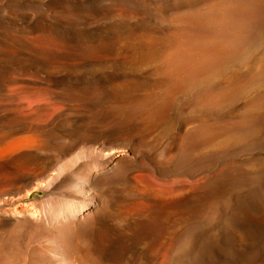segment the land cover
<instances>
[{
	"label": "rangeland",
	"instance_id": "obj_1",
	"mask_svg": "<svg viewBox=\"0 0 264 264\" xmlns=\"http://www.w3.org/2000/svg\"><path fill=\"white\" fill-rule=\"evenodd\" d=\"M63 1L0 0V264H76V248L59 249L57 216L73 218L99 198L97 216L73 223L70 239L83 251L117 250L105 264H153L142 251L150 242L158 264H264V227L253 224L264 211V126L253 121L264 115V0L161 1L169 7L151 12L152 31L142 36L162 56L135 72L155 82L136 87L137 77L110 60L74 51L117 15L86 20L79 13L87 8L62 9ZM239 6L251 21L242 49L187 80L177 67L158 69L199 46L211 58L194 69L220 58L216 35L233 27ZM34 146L40 154L29 153ZM61 166L70 170L44 184ZM147 206L140 219L151 227L127 240L134 221L123 226L124 211ZM236 211L243 218L234 222Z\"/></svg>",
	"mask_w": 264,
	"mask_h": 264
},
{
	"label": "bare ground",
	"instance_id": "obj_2",
	"mask_svg": "<svg viewBox=\"0 0 264 264\" xmlns=\"http://www.w3.org/2000/svg\"><path fill=\"white\" fill-rule=\"evenodd\" d=\"M161 1H165V0H131L130 2H118V3L106 5V6L101 7V8H96V7H93V5H91V4H87V3H90V0H64L63 4H62V9H69L70 10V9L74 8L75 6L87 8L86 10L81 11L79 13L80 17H82L86 20H91V19H94L96 17H107V16L112 15V14L117 15V17L114 18V20L109 24V26L105 30H98L97 29L98 31L106 32L105 34L100 33L97 35H87L84 38V42L79 41V42L74 43V45H73L75 48L74 51H77L79 53V55H82L83 58L89 62H102L103 61V63H104L105 61L110 60L113 65L117 66L118 70L120 69V70H124V71H127L129 73L134 74L137 77V83L133 87L144 86L147 84L154 83L155 82L154 79H149V78L145 77V74H135V72L142 67H150L156 61L157 58H160L162 56V53H163L162 50L157 45H155L151 40L146 39L142 36V35L147 36V35H149V31H152L145 24V22L147 23V20H149V18L151 16V12L162 11V10L164 11L166 8L169 7L166 5V3L159 4ZM169 1H178V0H169ZM179 1H181V0H179ZM235 9H232L229 11V18H231L233 16ZM249 11L250 10L244 11L239 6L237 13L233 17V20H232L233 27H231V28L228 27V30L221 31V35H219V34L216 35L220 38V40L217 42V46H215V47H221V49H222V51L219 53L220 55H222L220 58H215L216 60H213L209 63L206 62L205 64H201L199 68L194 69L195 65H198L203 59L206 58V60H207L210 57L209 56L207 58L206 55L211 54V51H209L208 48H206L204 46H199L193 52H190V50H183V51H178V53H175L173 56L170 54L165 59L164 64L159 66L158 69L163 70V69H165L166 66H173L172 69H175L177 67L178 74H186L187 73V75L185 76L186 80L190 79L191 77H193L195 75L202 74L205 71L214 69V67H217V66H215V63H217L219 59L220 60L218 62V65L226 57H229L230 55L235 54L237 52V50L242 49L244 44L247 42L249 31H246V28H248V26L251 24V21H249L250 19L246 18V16H248L247 12H249ZM73 15H76V14H71L70 17H72ZM134 19H136V20H134ZM205 23L216 24L214 20H212V19L207 20L206 18H205ZM229 23H231V22H229ZM138 31H140V32H138ZM200 31H207V30H200ZM215 31H217V30H215ZM194 37H196V36H194ZM28 40L32 42V39L29 38ZM215 41H216L215 39L212 40V42H215ZM34 45L37 47L38 46L41 47V44H38V43H34ZM231 46H232V48H231ZM41 48L44 51H49V52L57 50V49H53V48H45V47H41ZM263 72L264 71H261L259 74H263ZM200 78H203V77H200ZM243 82H244V78H240L238 81L232 82L230 86L226 87L225 91L235 90ZM260 102H262V101H260ZM254 105L256 107L258 106V104H254ZM253 121L255 123L260 122L261 123L260 127L264 126V115L263 116L260 115L259 117H256ZM255 123H253V124H255ZM76 143H77V141H76ZM74 144H75V140L72 141V145H74ZM37 148H38V146H34L29 151V153L30 154L33 153L34 155L40 154L37 151ZM80 158L78 157V159H80ZM75 159H77V158H75ZM123 161H125V159L120 158L119 162H123ZM105 163L103 164L102 167L100 166L101 167L100 170L107 169V167L104 166ZM61 167L56 173L52 174L51 177L43 183L50 185L53 182H55L56 180H58L64 171L70 170L66 167H62V168ZM103 167H105V168H103ZM87 178H88V176H87ZM148 199L152 200L153 203H157L159 207L162 206V200L161 199H159V200L156 198H148ZM254 199L257 200L258 197H255ZM103 201L104 200H102V198H99L98 201L95 203V205H92V207H90L88 209L86 208L85 211L83 210L82 213L77 214L73 218H71L72 216H70V217H65L64 220H59V217L63 214L62 209H61L62 211L60 210L61 212L59 211L60 212L59 214L57 213L58 216L56 215L58 218V222H60L58 224L59 226L57 227L58 230H56V233L60 238V248L59 249L61 251H63V250L67 251L69 249L71 250L72 248L73 249L76 248L81 253V255L79 257L76 256L77 257V259L75 261L76 264H101V263L105 264L104 258H109V261H110V259L116 260L118 257L117 250H113L111 248L106 249L107 248L106 244H103V243L101 244L102 247L104 248L102 250V252L104 251L103 253L102 252L99 253L98 250L92 251V250L87 248L88 246H86V251H83L76 246L73 247V245H72L73 240L70 239V237H73V235H74L73 230H72V225H74L73 223L82 222L84 220L88 221L93 216H97L95 209L100 205V203H103ZM148 206L145 207V209H141V210L136 209L135 207H132V208H129L128 210L124 211V214L126 215L127 220L125 221V224H123V226H126V224L129 223L128 220L134 221L132 223L133 227L129 230V233L128 232L125 233L127 240L137 239V237H139L140 233H143L144 230L151 227V226L146 227L144 220L140 219V218L144 217L143 215H145V211L148 210V208H150ZM153 208H155V207H153ZM105 211H107V206L103 207L101 209V213H104ZM237 212H239V211L234 212L233 216H232V220L234 222H237L243 218L240 215V213H237ZM49 213H51V211H49ZM151 214L154 215L153 213H151ZM45 215H47V214H45ZM49 215L50 214H48V216ZM41 216L37 217V218L41 219ZM257 216H261L262 220L260 221V218H258V219L254 218L253 224H255L257 227H259L258 229L260 230L262 227H264V211H261L260 214H258ZM53 218H55V217H53ZM57 218H55V222L57 221L56 220ZM27 219L30 221H33V219H30V217H27ZM242 224H248V223L245 222V220H244V222ZM49 229H50V227H49ZM51 229H53V228L51 227ZM251 229H254V226L251 227ZM236 231L237 230H235V229L233 231V229L231 227H229L226 232L232 233L230 238L235 239L237 241L235 243V245L238 246L240 244V241L238 239V236L235 235ZM260 231L264 232V228L261 229ZM248 234H249V232L247 233V235ZM217 243H219V242H217ZM154 245L155 244L152 245V242H150L149 243L150 247L148 246L147 248H145L146 247L145 246L142 248V251L144 252V250H145L144 253H150L152 255L151 261H153V264H158V262H159L158 251L155 253V252L150 250ZM221 246H222V244H219V250L221 249L220 248ZM156 248H157V246H156ZM119 254H120V252H119ZM211 255L212 254H207L206 256H204L202 258V260H204L205 258L210 259ZM83 256H85L84 259H82ZM4 258H5V256L3 255L2 259H4ZM212 261H214V259ZM8 262H9V260L6 261L7 264H8Z\"/></svg>",
	"mask_w": 264,
	"mask_h": 264
}]
</instances>
